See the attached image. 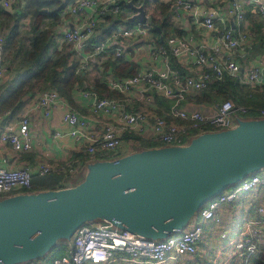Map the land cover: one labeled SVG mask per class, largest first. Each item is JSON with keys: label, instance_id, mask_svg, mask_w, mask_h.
<instances>
[{"label": "built area", "instance_id": "built-area-1", "mask_svg": "<svg viewBox=\"0 0 264 264\" xmlns=\"http://www.w3.org/2000/svg\"><path fill=\"white\" fill-rule=\"evenodd\" d=\"M122 0H73L61 15H80L88 12V18L80 26L64 32L65 41L75 47H88L98 23L106 15H119L122 12ZM245 4L253 6L252 12L264 19V0H231L227 14L235 19V27L224 25L219 29L215 19L219 12L211 9L206 14L204 25L216 33L210 46L194 45L191 37L171 36L163 45H156L152 50L154 58H159L164 67H155L138 71L134 76L109 78L106 83L110 91L119 97L99 95L92 89L81 88L82 95L90 100V116L98 119L101 130L89 129V116L70 106L66 99L54 88L45 89L37 94L32 110L49 116L57 107H65L63 120L69 125L68 135L85 143L88 160L111 159L120 155L124 136L133 134L155 142L160 146L183 145L193 135L204 131H215L231 128L237 117L256 113L264 117V107L251 108L246 105H235L230 99L216 102L215 111L205 113L199 110L189 112L181 104L173 105L163 114H154L158 97L173 99L183 91L193 89L202 93L211 84L222 82L226 78L237 80L247 89L264 91V59L259 63L243 69L242 59L250 55L254 48L256 31L245 27ZM0 5L11 12L24 7V0H1ZM178 9L186 11L191 8L189 0H175ZM223 20V19H222ZM224 24V22H223ZM153 35L150 21L135 22L131 26L118 28L112 37H149ZM113 52V50H112ZM118 58L121 51L113 52ZM186 54L197 73L181 76L170 66V56L180 57ZM5 37L0 32V86L5 83L8 74L6 62ZM246 59V58H245ZM82 62V61H81ZM83 68H88L87 64ZM137 93L132 96V92ZM30 114H22L17 130L7 127L0 133V143L10 146L16 152H28L33 148L30 135ZM61 135L57 133V136ZM5 161V160H3ZM82 162H68L59 165L58 171L74 176L83 166ZM52 164H40L38 172L47 175L55 170ZM264 187V171L247 177L237 185L223 191L208 201L198 214L196 224L189 225L180 233H173L166 239L150 240L139 238L127 230H119L114 224L94 223L78 228L71 242L66 244L64 255L52 257L49 264H116L119 257L136 264H161L168 258L194 254L203 235L206 222L215 218L218 208L225 203L236 202L243 194ZM33 189L31 169H18L0 166V197L16 193L30 192ZM259 221L264 224V204L257 209ZM254 223V222H253ZM245 262L257 251L254 237L248 241L238 242Z\"/></svg>", "mask_w": 264, "mask_h": 264}, {"label": "water", "instance_id": "water-1", "mask_svg": "<svg viewBox=\"0 0 264 264\" xmlns=\"http://www.w3.org/2000/svg\"><path fill=\"white\" fill-rule=\"evenodd\" d=\"M124 1L132 14L122 22L150 21L143 4ZM89 161L85 178L71 186L0 197V264L45 259L95 222L150 240L180 233L208 201L264 170V117H237L235 126L183 145Z\"/></svg>", "mask_w": 264, "mask_h": 264}, {"label": "crops", "instance_id": "crops-1", "mask_svg": "<svg viewBox=\"0 0 264 264\" xmlns=\"http://www.w3.org/2000/svg\"><path fill=\"white\" fill-rule=\"evenodd\" d=\"M189 1L191 3V8L183 11L176 7L175 0H161L163 3L172 4V20L175 26L181 31V36L191 37L194 45L202 44L208 47L214 42L216 33L207 29L204 25L206 14L211 9H217L219 12L218 17L215 19V24L219 29L224 25L231 28L235 27V19L229 17L227 14L231 0ZM26 6L27 0H24V7L20 9L24 10ZM244 7L246 16L245 27L256 31L253 48L255 49L257 40H259L260 35L264 33V28L261 29L259 27L262 23L264 25V19L256 16V14L252 12L253 6L251 4H245ZM131 14L132 13L128 16ZM88 15V12H84L80 15H61L57 23H53L52 20H47L45 27L51 26L54 31L51 50L59 48L65 41V31L80 26L87 20ZM113 19L116 18L111 16L110 18L104 17L100 20L89 40L91 45L86 48L80 46L75 47L76 53L80 56L84 64L89 66V64L95 63L102 68V66L109 61L116 64H118L119 61H124L135 65L137 72L145 71L153 67L157 69H162L164 67L160 59L154 58L152 55V50L157 45L153 35L144 38H114L112 37L111 31V33L104 38L107 34L106 32H109L110 29L114 31L115 29H122L128 26V24L124 22L123 24H115ZM26 20L29 25L32 19L30 16H27ZM252 22H255L256 25ZM112 50L113 52L120 50L121 56L117 58ZM253 54L254 51L252 50L250 55L245 57L246 59L237 56L242 63L243 69H247L262 60L261 56H253ZM169 61L171 68L176 70L181 76L197 73L198 69L192 65L186 54L180 57L171 55ZM113 77L116 76L112 70L109 69L105 73V78L108 80ZM7 78L9 81V79H11V74H9ZM210 90L211 86L203 92L206 93ZM82 91L81 88H76L73 91L72 103L66 98L64 99H66L68 104L74 109L89 116V129L100 131L101 123L99 120L102 119L90 116L88 109L90 100L82 95ZM257 92L264 93V91H256V93ZM136 93L137 91L134 90L131 95L134 96ZM37 94L26 96L20 107L16 110L0 115V133H2L7 127H14L17 130L16 127L19 124L21 115L26 113L30 114V135L33 140L32 150L28 152H16L10 146L0 143V166L13 169L28 166L31 169L32 178L34 177V179L42 177L38 172V166L40 164L54 165L56 169L49 174L60 175L61 172L58 171L59 165L68 162H83L86 155L85 143L67 134L70 127L63 120L65 107L60 106L53 109L49 116H45L40 111L32 110L31 104L34 103ZM203 94L200 95V93L195 92L193 89H188L173 99L158 97L154 106L155 108H153L152 111L154 114H163L173 105L181 104L184 108L185 106H202L205 109L202 112H214V104L221 100L215 98L206 99ZM188 111L191 112L194 110ZM57 133L61 135L57 136ZM140 146L141 145L137 144L134 138L124 137L120 155L130 153ZM77 179L78 177L75 175L71 179H68V176L66 178L63 176L61 182L67 186H71V180ZM262 204H264V187L243 194L234 203H225L221 205L216 211L215 218L204 224L203 235L197 245L196 253L177 256L176 258H168L161 264H244L245 260L243 256H241L240 251L236 249V244L238 242H245L248 241L250 237H254L258 247L256 252H258L260 248L264 250V224L259 221V215L256 210ZM197 219L198 216L194 217L189 223V227L196 224ZM66 247L67 246H65V252ZM253 257H255V255ZM51 259L52 257L50 256L31 264H49ZM116 264L136 263L123 260L121 256L116 261Z\"/></svg>", "mask_w": 264, "mask_h": 264}, {"label": "trees", "instance_id": "trees-1", "mask_svg": "<svg viewBox=\"0 0 264 264\" xmlns=\"http://www.w3.org/2000/svg\"><path fill=\"white\" fill-rule=\"evenodd\" d=\"M133 1L136 5H144L157 45H163L171 36L182 35L172 20L171 3H163L161 0ZM72 2L73 0H27V6L24 10L16 8L13 12L0 5V31H5V47L10 48L8 54L6 48L5 56L8 73L10 74L14 69L12 79L8 82L5 81L0 86V115L16 110L26 96L35 95L49 88L56 89L61 96L71 103L73 102L72 93L76 88L92 89L101 96L119 97L118 93L109 90L105 73L111 69L117 78L134 76L137 73L135 65L124 61H119L118 64L109 61L102 68L100 65L91 63L88 68H83L80 56L76 53L74 46L67 41H64L59 48L51 50L54 31L51 26L45 27V23L47 20L57 23L60 20L61 12ZM120 4L122 12L119 15L108 14L105 16V18L111 16L116 18L113 19L115 24H123L122 20L132 13L124 0ZM26 16H30L32 19L28 37L25 38L27 46L19 37L21 22ZM132 24L129 23L128 26ZM111 31L113 32V29L106 32L104 38ZM261 38L264 36L260 35ZM262 40L264 41V39ZM23 49L24 52L22 53ZM19 55L22 56L18 58ZM7 59H11L15 64L10 65ZM210 86V91L202 93L206 99L215 98L222 101L230 99L235 105H246L254 109L264 107V95H261L264 93H256L259 90L247 89L233 78H226L224 81ZM244 117H258V115L250 113ZM124 137L134 138L137 144L141 145L140 147L160 146L133 134H126ZM88 158L86 154L83 159L84 162L89 161ZM63 176L66 178L69 175L61 173L60 175H42L39 179L33 177L32 191L67 187L61 182ZM60 246L64 247L61 248ZM65 246L67 245H58L55 250L59 251L57 252L59 254L51 257L64 255ZM252 264H264V252H261L258 258L252 259Z\"/></svg>", "mask_w": 264, "mask_h": 264}, {"label": "rangeland", "instance_id": "rangeland-1", "mask_svg": "<svg viewBox=\"0 0 264 264\" xmlns=\"http://www.w3.org/2000/svg\"><path fill=\"white\" fill-rule=\"evenodd\" d=\"M26 18H27V16L23 19V21L21 22V30H20V34H19V37H21V39H22V41L26 44V46H27V43H26V37H28V32L30 31V24H31V22H30V24L28 25L27 24V20H26ZM253 23V22H252ZM254 25H256L255 24V22L253 23ZM261 29H263L264 28V25H263V23L261 24V26H259ZM0 32H2V31H0ZM264 32V31H263ZM3 33V35L5 36V31H3L2 32ZM261 36H264V33H263V35H261ZM262 39H264V38H261V39H259V40H257V42H256V47H255V49H253V51H254V54H253V56L254 55H259V56H261L262 57V59H264V45H263V43H264V41L262 40ZM6 48H7V54L10 52V48L9 47H5V50H6ZM24 52V49L22 50V53ZM22 55H19V57L18 58H20ZM8 60V59H7ZM8 62H9V64L10 65H14L15 63H14V61H12L11 59L10 60H8ZM16 62H17V60H16ZM15 67H16V65H15ZM13 72V73H12ZM10 74H12L11 75V79H12V77H13V74H14V69L11 71V73ZM8 75H9V73L7 74V77H8ZM10 80V79H9ZM6 82H8V78H7V80H6ZM200 95H202L201 93H200ZM219 100H221V99H219ZM222 101V100H221ZM185 108L187 109V110H200V111H204L205 109H204V107H202V106H189V107H187V106H185ZM244 118H248V117H244ZM139 144V143H138ZM137 148H141V147H137ZM89 164H91V162L90 161H87V162H84V164H83V166L80 168V170L76 173V175L75 176H77L78 177V179L77 180H71V183L72 184H75V183H77L79 180H83L84 178H85V176H86V174H87V172H88V168H89ZM71 178H73V176H68V179H71ZM60 244H66V241L65 240H63ZM59 244V245H60ZM61 248H63L64 246H60ZM258 248V247H257ZM57 252H59V251H52V252H49V253H47L46 255H45V257L47 258V257H50V256H52V255H58L59 253H57ZM261 252H264V250H261V248L258 250V252H256L255 253V257H251L250 258V260H249V264H252V259H254V258H258L260 255H261Z\"/></svg>", "mask_w": 264, "mask_h": 264}]
</instances>
